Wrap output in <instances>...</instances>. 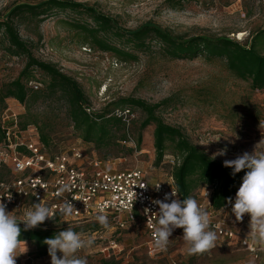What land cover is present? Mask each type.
<instances>
[{
    "label": "rangeland",
    "instance_id": "rangeland-1",
    "mask_svg": "<svg viewBox=\"0 0 264 264\" xmlns=\"http://www.w3.org/2000/svg\"><path fill=\"white\" fill-rule=\"evenodd\" d=\"M46 1L0 0V14L14 6H35ZM60 1L92 6L116 19L127 30L151 22L174 36L226 37L246 44L264 29V0ZM68 15L71 14L67 11L49 17L38 30L34 29V23H28L19 26L18 31L36 59L54 64L80 85L91 112L108 111L126 119L128 107L122 105L123 100H141L151 106L165 102L157 112L164 124L179 129L190 144L222 165L225 160L235 159L245 151L251 153L264 139V91H253L248 82L234 78L222 61H207L203 57L190 61L168 60L148 53L140 54L136 61L123 63L109 54L81 45L79 34L67 25ZM3 48L0 41V85L14 80L24 67L23 58L7 54ZM152 48L155 50V46ZM35 75L42 80L39 73ZM6 107L20 123L34 120L38 126H46L56 151L81 149L86 155L107 162L110 170L142 169L152 181H164L170 174L171 161L175 159L172 147L156 165L154 126L140 131L143 115L138 110L128 117L123 132L130 141L98 151L93 145L84 143L73 130L63 101L40 99L25 106L6 100ZM121 111L124 112L121 114ZM138 135L141 142L136 146ZM225 147V155H215ZM201 193V190L194 193L197 200ZM229 215L234 217L233 213ZM243 218L250 221L247 214ZM90 225L94 228H89ZM235 226L239 235L247 234L244 223ZM47 227L56 230L72 227L83 238H93L94 245L78 253L87 258L88 264H264V252L259 250L255 256L248 254L238 243V237L232 241L218 238L210 251L189 255L182 239L183 232L175 231L166 251L150 257L146 235L139 223L118 235H112L109 229H101V233L93 235L92 231L100 227L94 223L51 222ZM113 236L120 246L116 256L105 252ZM27 248L26 254L17 257L16 264H51L49 255L37 258L34 247L27 243Z\"/></svg>",
    "mask_w": 264,
    "mask_h": 264
},
{
    "label": "trees",
    "instance_id": "trees-1",
    "mask_svg": "<svg viewBox=\"0 0 264 264\" xmlns=\"http://www.w3.org/2000/svg\"><path fill=\"white\" fill-rule=\"evenodd\" d=\"M67 11L71 14L67 16V25L79 34L81 45H88L100 53L109 54L120 62L136 61L140 54L148 53H155L161 59L168 60L190 61L198 57L207 61L219 60L224 63L230 75L248 82L253 91H264V29L258 31L246 44L226 37L174 36L151 22L127 30L116 19L92 6L60 0H48L35 6H14L7 13L0 14V41L4 45V51L24 59V67L19 75L0 85V121L3 114L8 112L6 100H14L26 106L40 99L56 98L66 105L68 120L79 138L100 151L120 146L121 142L129 139L123 132L127 128L128 117L138 110L143 115L140 131L154 126L152 138L156 165L161 163L166 150L172 147L177 163L170 169V175L180 199L188 196L195 198L194 193L197 190L207 189L211 191L210 202L214 210L226 205L228 198L236 196L247 170L233 176L231 168L224 167L190 144L179 129L164 124L157 112L165 102L151 106L141 100H123L122 105L128 107L126 119L108 111L95 114L90 111L89 102L74 79L63 74L54 64L39 61L32 55L30 46L20 37L18 27L34 23V29L38 30L49 17ZM153 46L155 50H152ZM36 73H39L41 81L36 78ZM33 85L37 87L36 90L32 88ZM122 112L124 111L121 114ZM18 123L21 129L33 125L40 143L50 152L56 151L53 149L54 142L48 137L46 126H38L34 120ZM3 137L0 122V142ZM140 142L141 136L138 135L136 146ZM89 228L93 229L94 226L90 225ZM59 231L62 230L34 228L22 231L20 238L33 246L36 257L41 258L48 255V246L43 241Z\"/></svg>",
    "mask_w": 264,
    "mask_h": 264
},
{
    "label": "built area",
    "instance_id": "built-area-1",
    "mask_svg": "<svg viewBox=\"0 0 264 264\" xmlns=\"http://www.w3.org/2000/svg\"><path fill=\"white\" fill-rule=\"evenodd\" d=\"M37 89L35 85L32 86ZM1 127L4 134L0 142V200L7 206L18 220H23L24 212L34 203H44L55 213V220H46L37 228H48L51 222L67 224H98L99 229L92 231L93 235L105 230L95 219L97 214H106L109 220L112 235H118L129 226L139 223L146 235V249L152 257L166 250L153 246V230L147 224L148 216L145 208L152 213L158 212V205L152 200L163 199L166 193L176 190L174 181L169 174L164 181H152L147 173L138 168L130 170H110L108 163L88 156L81 149L58 150L50 152L39 140L35 127L25 129L19 127L17 117L9 111L1 117ZM8 123H10L8 125ZM130 141V139H128ZM127 140V141H128ZM126 144V142H122ZM172 167L177 163L171 161ZM68 183L71 190L58 195L59 188ZM160 184L159 191L153 185ZM145 184V188L138 185ZM177 191V190H176ZM199 203L205 207L211 217V228L216 231L218 238L232 241L238 237V243L244 251L255 256L264 245L255 243L249 234V220L243 218L237 222L232 213V205L227 203L219 210L211 206V191L201 190ZM136 199L134 200L135 193ZM9 196L11 199H9ZM234 196L232 202L235 201ZM178 198L180 199L179 195ZM70 200L75 209L71 216H61L58 206ZM170 202V201H169ZM153 224L155 216L151 217ZM236 223H244L247 234L239 235ZM24 227L23 223L20 224ZM183 232L177 228L173 231ZM116 256L120 246L116 239L108 240L105 252Z\"/></svg>",
    "mask_w": 264,
    "mask_h": 264
},
{
    "label": "clouds",
    "instance_id": "clouds-1",
    "mask_svg": "<svg viewBox=\"0 0 264 264\" xmlns=\"http://www.w3.org/2000/svg\"><path fill=\"white\" fill-rule=\"evenodd\" d=\"M226 152L225 147L215 155L223 156ZM223 166L231 168L233 176L242 170H247L236 192L234 203L231 198H228V203L232 205V213L237 222H242L245 214L250 216L248 236H251L255 243L264 245V139L255 145L251 153L245 151L235 159L225 160ZM160 184L153 185L157 191ZM138 186L146 187L145 184ZM70 190V184L65 183L57 194L63 195ZM136 195L135 193L134 200ZM178 195V191L172 189L162 200H152V204L158 205V212L152 213L149 208L144 210V214L148 216L147 224L153 230V246L162 251L166 250L173 231L180 228L183 229L182 239L187 245L189 255L210 251L216 246L218 236L211 228L212 221L207 209L192 196L181 200ZM6 209V204L0 200V264H16L17 257L28 251L26 241L20 238L22 231L37 228L46 220H55V213L46 204L39 202L32 204L24 212L23 220H18ZM74 211L77 210L70 200H64L58 206V213L61 216H71ZM153 216H155L154 224L151 220ZM95 219L103 228L110 227L103 209ZM21 223L24 225L23 229L20 227ZM43 243L48 246L51 264H88L87 258L79 256L78 253L91 248L94 239L91 237L85 239L81 233L68 227L50 238H45ZM58 253L61 255L58 256Z\"/></svg>",
    "mask_w": 264,
    "mask_h": 264
}]
</instances>
